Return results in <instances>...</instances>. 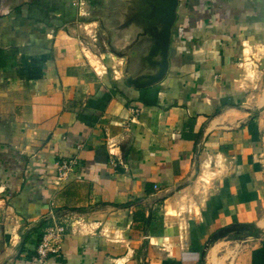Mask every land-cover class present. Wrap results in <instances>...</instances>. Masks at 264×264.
I'll return each instance as SVG.
<instances>
[{"label":"crops","instance_id":"1","mask_svg":"<svg viewBox=\"0 0 264 264\" xmlns=\"http://www.w3.org/2000/svg\"><path fill=\"white\" fill-rule=\"evenodd\" d=\"M85 2L0 0V264H264V0H177L144 87L87 53Z\"/></svg>","mask_w":264,"mask_h":264},{"label":"water","instance_id":"2","mask_svg":"<svg viewBox=\"0 0 264 264\" xmlns=\"http://www.w3.org/2000/svg\"><path fill=\"white\" fill-rule=\"evenodd\" d=\"M119 14L110 28V46L117 54H125V81L135 87L148 86L165 74L171 27L176 16L177 0H117ZM119 45H115L118 44ZM138 59L130 73V58ZM244 225H241L243 227ZM221 229L214 236L228 230Z\"/></svg>","mask_w":264,"mask_h":264},{"label":"rangeland","instance_id":"3","mask_svg":"<svg viewBox=\"0 0 264 264\" xmlns=\"http://www.w3.org/2000/svg\"><path fill=\"white\" fill-rule=\"evenodd\" d=\"M114 2L115 0H92L91 2L88 0V3H81L83 4L82 13L85 14H83L80 19H76L77 22L75 26L80 33V39L84 41L83 43L85 49L88 51L87 53H90L89 48H92L91 51L95 52L108 47L109 41H107V39L109 38L110 40L112 35L111 28L108 27L111 26L112 20L114 19L111 16L113 14L112 8ZM91 3L92 5H90ZM102 25H107V27L102 29ZM92 56L94 57V53ZM203 182L208 184L207 179L206 181L203 180ZM180 211L182 212L178 213L175 210V213L177 212L180 217H182V213H184L185 210L181 208Z\"/></svg>","mask_w":264,"mask_h":264},{"label":"built area","instance_id":"4","mask_svg":"<svg viewBox=\"0 0 264 264\" xmlns=\"http://www.w3.org/2000/svg\"><path fill=\"white\" fill-rule=\"evenodd\" d=\"M75 157L62 158L57 162V180L63 179L76 165ZM66 226L59 223L48 225L36 245L37 256L44 259L50 255L61 254L62 235Z\"/></svg>","mask_w":264,"mask_h":264}]
</instances>
